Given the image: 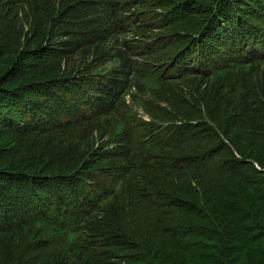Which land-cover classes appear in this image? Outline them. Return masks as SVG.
I'll return each instance as SVG.
<instances>
[{
    "label": "trees",
    "instance_id": "1",
    "mask_svg": "<svg viewBox=\"0 0 264 264\" xmlns=\"http://www.w3.org/2000/svg\"><path fill=\"white\" fill-rule=\"evenodd\" d=\"M0 264H264V0H0Z\"/></svg>",
    "mask_w": 264,
    "mask_h": 264
},
{
    "label": "rangeland",
    "instance_id": "2",
    "mask_svg": "<svg viewBox=\"0 0 264 264\" xmlns=\"http://www.w3.org/2000/svg\"><path fill=\"white\" fill-rule=\"evenodd\" d=\"M184 20H189V21L187 22L181 21L177 23L176 25L181 30H184L186 33L190 32L194 22H192L190 18L188 19L186 18ZM111 67L112 65L106 66L102 70L98 71V74L102 76H108L109 71L111 70ZM147 82H148L147 88H146L147 90H146V93L143 95V97L137 92V89L135 88L137 80L134 81V84H133L134 87L130 88L126 96L128 103L131 105L133 109H132V113L128 115L127 125L125 127V130H128L132 134H135L137 137L139 135L138 133H143L145 137L151 135V132H146V128L148 126L156 128L155 131H153L154 135H157L159 133L162 134L164 130L168 128V126H172V123L167 122V121L156 120L148 114V113H151L152 111V109H150L151 105H160L163 109H168L169 113L171 114H172L171 112L172 108L169 104H165L164 102H161V104L157 103V101H155L154 98L151 96L152 91L154 90L159 91L160 89H162L164 85V84H160L159 80L157 79V76L153 75L152 78H149ZM167 83L169 84H165V85H167L168 88L175 87V84H172L173 82H167ZM180 83L178 84L182 85ZM173 115L177 117L176 114H173ZM113 142L114 140L107 139L106 143H108V147H107L108 150L112 149L114 145Z\"/></svg>",
    "mask_w": 264,
    "mask_h": 264
},
{
    "label": "built area",
    "instance_id": "3",
    "mask_svg": "<svg viewBox=\"0 0 264 264\" xmlns=\"http://www.w3.org/2000/svg\"><path fill=\"white\" fill-rule=\"evenodd\" d=\"M257 169L260 170V168L257 166Z\"/></svg>",
    "mask_w": 264,
    "mask_h": 264
}]
</instances>
